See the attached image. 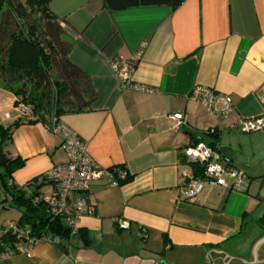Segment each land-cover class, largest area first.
<instances>
[{
    "label": "crops",
    "instance_id": "obj_1",
    "mask_svg": "<svg viewBox=\"0 0 264 264\" xmlns=\"http://www.w3.org/2000/svg\"><path fill=\"white\" fill-rule=\"evenodd\" d=\"M48 8L65 18L69 60L87 74L95 93L87 110L59 120L85 143L99 168L120 170L132 181L91 182L85 197L95 212L76 220L68 240L38 244L0 264H264V244L256 252L259 240L251 244L264 230V129L240 128L242 121L264 115V0H184L175 10L115 12L104 9L102 0H53ZM114 62L129 72V87L122 86ZM196 86L228 96L230 110L213 117L189 99ZM14 100L0 81L3 126L20 119ZM222 108L216 105L218 112ZM175 113L184 124L172 130L169 116ZM209 130L219 136L223 164L245 174L247 192L230 191L227 180L226 187L184 199L183 150L197 140L214 142ZM59 145L51 126L15 128L6 152L24 165L12 183L25 188L65 164ZM7 201L0 187V235L17 222L7 216ZM116 218L127 227L117 228Z\"/></svg>",
    "mask_w": 264,
    "mask_h": 264
},
{
    "label": "trees",
    "instance_id": "obj_2",
    "mask_svg": "<svg viewBox=\"0 0 264 264\" xmlns=\"http://www.w3.org/2000/svg\"><path fill=\"white\" fill-rule=\"evenodd\" d=\"M53 0H0V39L7 37V43H0V81L4 88L27 81L29 93L24 87L13 93L16 107L19 102L29 105L32 119L20 118L9 126L0 124V187L13 205L22 208V215L17 226L29 230L31 236L39 237L50 234L68 240L71 229L58 218H52L46 212V205L41 199L40 187L49 183L35 178L25 188H18L12 183V175L22 168L24 161L11 158L6 147L12 141L15 128L26 123H43L59 118L66 113L85 111L95 98L89 77L72 64L69 53L72 42L64 39V27H69L65 18H58L48 8ZM184 0H102L103 8L109 12L122 11L139 7L167 6L177 9ZM32 98L31 101L27 97ZM45 97V100L42 98ZM51 104H54L52 110ZM213 131V132H212ZM213 137L209 146H218L216 130L207 131ZM202 142L200 140L194 143ZM197 168L193 166L195 172ZM199 171V170H198ZM112 172L118 186L132 181V176L125 174L120 179L119 171ZM33 186L32 191L27 190ZM264 219L260 221L264 225ZM11 234L0 235V255L6 246L13 254H18Z\"/></svg>",
    "mask_w": 264,
    "mask_h": 264
},
{
    "label": "built area",
    "instance_id": "obj_3",
    "mask_svg": "<svg viewBox=\"0 0 264 264\" xmlns=\"http://www.w3.org/2000/svg\"><path fill=\"white\" fill-rule=\"evenodd\" d=\"M144 45L141 47L143 48ZM112 69L122 81V86L129 87L126 81L128 71L118 69L117 64L112 63ZM140 90H144L143 88ZM146 91V90H145ZM189 99L204 105L208 112L216 117L219 113L226 114L231 108V99L228 96H220L213 90L196 86L189 94ZM221 103L220 112L216 105ZM264 110V95L261 98ZM20 118L30 121L32 112L29 106L19 102L14 107ZM172 130L179 129L184 124V117L180 113L169 116ZM244 133L257 132L264 129V115L259 118L244 120L240 123ZM51 130L60 141L59 149L64 152L67 162L54 166L41 175L40 180L49 183L50 191L41 199L46 205V212L52 218H58L73 233L76 220L83 214L93 215L94 206L87 204L85 194L88 192L91 182L107 177L112 185H117L112 172L99 168L89 157L85 143L78 138L60 120H51ZM213 132V131H212ZM183 155L186 158L188 170L182 172L184 186L182 195L184 199H191L200 194L205 188L226 187L230 182L229 190L236 193H246L248 182L245 174L234 167L225 166L218 146H209L203 142L192 143L184 148ZM193 166L197 170L193 171ZM199 170V171H198ZM122 179L123 176L119 175ZM117 228L127 227V223L119 218L113 220ZM2 233L11 234L14 238L16 253H28L34 246L41 243L58 244L59 238L50 234H42L39 237L31 236L29 230L17 226L16 222L8 223L2 229ZM13 252L9 246L3 250L0 259Z\"/></svg>",
    "mask_w": 264,
    "mask_h": 264
},
{
    "label": "rangeland",
    "instance_id": "obj_4",
    "mask_svg": "<svg viewBox=\"0 0 264 264\" xmlns=\"http://www.w3.org/2000/svg\"><path fill=\"white\" fill-rule=\"evenodd\" d=\"M0 43L2 45L6 44L7 43V37H4L3 39L1 38L0 39ZM21 87H24L26 92L29 93L30 91V88H31V85L27 82V81H23V82H20L19 84H15V85H12V86H7V88H10L12 92L15 93L16 90L20 89ZM11 92V93H12ZM13 94V93H12ZM30 96L27 97V100L31 101L32 98H29ZM45 102H46V99L45 97H42ZM15 101V100H14ZM29 104V103H28ZM26 105V106H29V105ZM52 106V110H54V104H51ZM49 124H51V121L49 122ZM48 126H51V125H48ZM40 191H42V194H47L48 191H49V187L48 186H41L40 188ZM39 191V192H40ZM4 208H6L8 210L7 212V216L12 219V220H18L21 215H22V208L19 207V206H15L13 205V203L11 202V200H8L4 205H3ZM255 237L253 238L254 240L252 241V245L255 244V242H257L258 240H261V239H264V230H262V232L258 233L257 235H254Z\"/></svg>",
    "mask_w": 264,
    "mask_h": 264
},
{
    "label": "water",
    "instance_id": "obj_5",
    "mask_svg": "<svg viewBox=\"0 0 264 264\" xmlns=\"http://www.w3.org/2000/svg\"><path fill=\"white\" fill-rule=\"evenodd\" d=\"M264 244V239L259 240V242L255 245L254 251L256 252L259 248Z\"/></svg>",
    "mask_w": 264,
    "mask_h": 264
},
{
    "label": "flooded vegetation",
    "instance_id": "obj_6",
    "mask_svg": "<svg viewBox=\"0 0 264 264\" xmlns=\"http://www.w3.org/2000/svg\"><path fill=\"white\" fill-rule=\"evenodd\" d=\"M262 219H264V216H263V217H261V218H259V222H260ZM263 223H264V222H263Z\"/></svg>",
    "mask_w": 264,
    "mask_h": 264
}]
</instances>
